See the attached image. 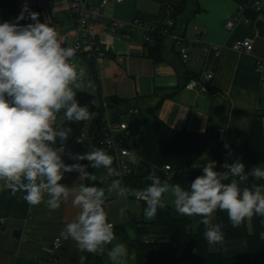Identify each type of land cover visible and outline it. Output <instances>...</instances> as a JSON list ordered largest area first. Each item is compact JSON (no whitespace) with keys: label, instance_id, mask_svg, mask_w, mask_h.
<instances>
[{"label":"crops","instance_id":"obj_1","mask_svg":"<svg viewBox=\"0 0 264 264\" xmlns=\"http://www.w3.org/2000/svg\"><path fill=\"white\" fill-rule=\"evenodd\" d=\"M25 3L30 10L40 11L42 23L53 27L58 37L64 39L66 46L71 47L76 22L70 9V0H0V23L14 22ZM181 3L182 0H125L121 4H107L103 13L106 19L131 22L138 17L159 24L165 18L164 10L167 6L179 7ZM196 5L199 9L197 13L193 14V6H189L187 10L185 31L180 28L177 21L180 33L193 42L191 61L195 64L194 67L183 63L180 49L168 39L164 40L165 51L162 59L155 61L149 58L142 32L137 30L131 31L129 38L100 35V44L107 51L101 63L87 59L81 54L77 55L73 62L77 70L84 67L90 74L92 81L88 87L93 89L91 99L93 93L100 105L94 109L96 117L89 130L91 152L92 136L97 131L96 121L104 100L101 101L100 98L114 97L120 101L137 104L121 115L132 132L131 141L134 148H131V151L135 162L131 159V164L135 174L141 177H155L159 179L160 186L167 184L168 190L162 194V203L172 207L175 217L189 218L193 230L197 228L202 217L183 216L176 211L173 205V186L169 183L172 172L165 170V167L170 165V159L165 154L156 132L145 125L143 119L140 120L136 116H142L147 106H154L162 96L169 95L162 101L158 117L177 132L189 131L207 136L205 151L196 164V170L185 176L190 186L195 178L203 175V167L208 162H214L213 170L241 163L253 120L260 114L258 107L261 90L256 62L258 59H264V0H258L260 11L253 8L251 13H245V20L236 23L233 30H228L226 23L234 17L238 2L196 0ZM13 7L16 9L14 15L11 11ZM20 23L26 24L22 20ZM197 29L200 30V35L197 34ZM246 40L254 45L251 53L237 52L233 49L234 43ZM210 45L221 46V55L216 56L213 49H208ZM187 71L200 75L197 80L201 81V88L185 89L184 76L188 74ZM206 73L214 75L211 81L205 80ZM83 89L74 90V100L79 91L85 94ZM77 104L80 107L83 105L80 101ZM62 109L55 113L52 129L57 133L65 132L66 138L57 135L54 143H46L64 145V149L58 154L61 162L66 166L80 165L82 170L61 169L62 179L58 183L69 189V195L67 200L61 198L60 207L55 211L47 205V201L51 199L48 192L41 193L43 198L41 203L33 206L23 199L25 193L17 192L13 195L10 186L5 187L11 182L0 180V264H85L86 257L90 254L80 249L70 236L66 240L61 235V232L67 235V225L78 222L82 212V207L73 203L79 188L90 187L86 176L87 159L77 158L90 153L87 147L80 146L84 145L85 136L82 142L77 141L82 133L75 138L69 136L75 125L84 124L85 121L68 120L65 116L66 108L63 109V113ZM262 121L264 128V117ZM226 144L228 147H225ZM257 168L264 171V164L253 168L245 179L258 185L264 195V180L252 175L253 170ZM21 182L27 183L23 177ZM39 182L38 179L37 183ZM114 182H103L97 187L104 191L101 199L107 222L114 227L128 225L132 215L147 222L152 221L144 216L146 208L143 207V203L146 199L142 201L120 199L118 186H114ZM143 191L145 190H138ZM131 209L136 211L133 212ZM209 220L207 228L217 224L214 212L209 216ZM248 225L251 231V218ZM127 232L130 239L135 237L130 226ZM57 238L61 239L62 248L56 251L53 242ZM118 239L122 240L120 237H114L108 244L109 264L113 260L109 253L112 251L114 241L117 242ZM210 246L213 251L222 252L226 257L248 254L245 239ZM132 251L134 264L135 251L129 247L130 255ZM100 255L103 264V244L100 245Z\"/></svg>","mask_w":264,"mask_h":264},{"label":"clouds","instance_id":"obj_2","mask_svg":"<svg viewBox=\"0 0 264 264\" xmlns=\"http://www.w3.org/2000/svg\"><path fill=\"white\" fill-rule=\"evenodd\" d=\"M38 17L39 13L31 11L25 3L14 22L0 23V180L11 182L5 187L10 186L13 195L25 193L23 199L33 206L41 203V191L46 190L51 196L47 205L55 211L60 207L61 198L67 200L69 195V189L58 183L62 179L61 169L82 170L80 165H64L57 152L46 143H54L57 135L66 138L65 132L57 133L52 129L55 113L66 108L68 120L87 121L90 112L87 107L78 106L70 87L78 76L85 74L84 67L77 70L68 62L76 49L62 47L55 29L39 22ZM21 20L35 23L21 24ZM75 86L81 87L78 83ZM77 158L92 161L96 168L112 164V157L101 149ZM132 159L135 162V157ZM214 166V162H208L203 167V175L190 183V190L185 191L179 185L172 187L176 211L183 216L202 217L200 223L209 225V216L217 208L227 210L233 228L240 227L254 213L264 216L261 188L256 187L254 191L245 188L241 193L235 181L223 184L221 181L227 174L213 171ZM243 171L241 163L230 169L234 176ZM252 175L260 178L264 171L257 168ZM21 177L27 183H22ZM152 178V186L137 193L147 201L148 207L144 211L147 220H153L158 207H164L161 197L168 190L167 184L160 186L159 179ZM118 183L114 182V186ZM123 191L121 189V193ZM103 196L102 189L81 186L73 201L82 207L78 222L67 225V235L61 232L66 240L70 236L80 249L92 254H96L99 245L114 239L113 225L107 222L102 207ZM221 228L222 225L216 224L204 231L209 245L223 243ZM260 238L264 239V232ZM122 251H126L125 245L119 244L109 255L115 259Z\"/></svg>","mask_w":264,"mask_h":264},{"label":"trees","instance_id":"obj_3","mask_svg":"<svg viewBox=\"0 0 264 264\" xmlns=\"http://www.w3.org/2000/svg\"><path fill=\"white\" fill-rule=\"evenodd\" d=\"M238 4L247 6L245 13L253 11L252 4L258 0H235ZM189 6H193V14L198 12L196 0H182L179 7H174L172 18L178 21L183 15L187 16ZM13 15L16 9H11ZM22 10H20L21 12ZM39 13V22L42 23V15L38 10H31ZM19 12V14H20ZM165 18L159 23V28L164 26ZM24 23H35L30 20H22ZM164 38H157L154 45H146L148 57L158 61L162 59L165 44ZM184 76V82L199 79L200 75L189 72ZM169 95L162 96L156 105L147 106L143 113L145 125L152 128L164 148L165 154L170 159L171 176L169 183L179 185L183 190H190L185 176L196 170L198 160L203 156L207 142V136L201 133L189 131L177 132L165 124L158 117V110L162 101ZM106 99L109 107L115 117H120L125 110L134 108L137 104L120 101L114 97H101L100 100ZM264 114H258L253 120L249 138L244 145L243 157L241 164L244 165V171L239 176L231 174L228 167L214 169L218 174H227V178L221 182L230 184L236 182L241 193L245 188L254 191L258 185L245 179V176L257 166L264 164ZM130 148L134 146L130 145ZM87 180L90 187H100L104 181V175L107 167L101 165L93 167V162L87 160ZM195 165V166H194ZM91 177H95L92 179ZM153 179L141 177L133 174L126 178L127 187L135 190H146L152 186ZM147 208V201L143 203ZM217 224L222 225L221 230L224 232L223 242H229L239 239H245L248 245V254L237 257H226L222 252L213 251L211 246L204 238V231L207 225L198 222L195 230L192 228V221L187 217H175L171 206L164 204L163 208L157 210L156 217L147 222L131 216L128 225H119L113 228L114 237H120L135 251L134 264H264V239L260 234L264 232V216L255 214L251 218L252 230H249L248 218L238 228H233L228 220L227 210L214 211ZM128 226L133 229L135 237L130 239L128 236ZM148 237L150 240L146 243L143 239ZM100 245L96 254L90 253L85 260V264H101Z\"/></svg>","mask_w":264,"mask_h":264},{"label":"built area","instance_id":"obj_4","mask_svg":"<svg viewBox=\"0 0 264 264\" xmlns=\"http://www.w3.org/2000/svg\"><path fill=\"white\" fill-rule=\"evenodd\" d=\"M125 0H70V9L74 15L76 26L72 32L71 47L76 49V54L69 58L68 62L73 64L77 55H84L87 59H93L97 63H101L107 51L101 46L100 35H114L123 38H129L131 31L137 30L142 32L143 42L145 45H154L157 38H164L173 41V43L180 49L181 59L184 64H189L194 67L195 64L191 61L192 41L184 37L179 29H177V22L172 18L174 7L167 6L164 10L165 20L164 26L159 28L158 23H152L141 18H134L131 22H123L116 19H106L103 13L104 7L109 3L121 4ZM252 7L260 11L258 1L252 4ZM246 5L239 4L234 17L226 23L228 30H233L236 23L245 20ZM248 22V20H246ZM200 30L197 29V34L200 35ZM61 46L68 48L64 39L58 37ZM208 49H213L216 56L221 55V46L210 45ZM233 49L237 52L251 53L254 45L251 41H237L233 45ZM256 72L260 77V102L258 112L264 114V59H258L256 62ZM214 75L211 73L204 74L207 81H211ZM201 88V81L197 79L190 80L185 84V89L195 90ZM54 124H52L53 128ZM97 131L92 136L93 151L96 149L103 150L107 155L112 157V164L107 167V172L104 175L105 182H119L118 183V197L124 201L135 199L137 201L144 200V197L138 196L139 193L135 189L126 186L125 180L129 176L135 174V169L131 164L132 151L129 147L132 145V132L130 127L122 120V116L115 117L111 111L108 101L106 99L101 103V113L96 121ZM90 135V134H89ZM84 135L77 139L82 142ZM91 137V135H90ZM91 139V138H90ZM53 150L60 154L64 149V145L48 144ZM111 168V173L109 172ZM231 169V166L228 167ZM167 172L171 171L170 165L165 167ZM264 180V176L260 177ZM123 189V193H121ZM46 194V190L41 191ZM113 225V224H112ZM114 227V225H113ZM146 243L149 242L148 237L143 239ZM54 250L62 248L61 239L57 238L53 242ZM56 262V261H54ZM46 264V263H40Z\"/></svg>","mask_w":264,"mask_h":264},{"label":"rangeland","instance_id":"obj_5","mask_svg":"<svg viewBox=\"0 0 264 264\" xmlns=\"http://www.w3.org/2000/svg\"><path fill=\"white\" fill-rule=\"evenodd\" d=\"M128 1H130V0H128ZM91 81H92V79L90 77V74L85 71V74L83 76H78L77 81H75L74 84H72V86L74 87L73 91L75 89H77L75 86L77 83L80 84L82 87V88L80 87L79 90L83 89L85 87L83 89V90H85L84 91L85 94H82L79 91L75 101L77 103H79V101L81 103H83L82 107H84V104L86 103L85 107H87L89 112H90V118L87 121H85L84 124L75 125V128H73L69 133V136H73V138H75L77 135H80L82 133L85 136V139H84V145H80V146L82 148L87 147L90 152H91V143L89 142V130L91 128V123L93 122V120L96 117L94 109H96L98 106H100L98 104L99 102L97 100V97L93 93H92V99H91V92H92L91 90H93V89L92 88L90 89L88 87V85H89V83H91ZM63 109H62V113L64 112ZM60 116L63 117V114H61ZM136 117L139 118L140 120L143 119L142 116H136ZM80 129L82 130V132ZM131 211L135 212L136 210L131 209ZM248 220L250 221V219H248ZM108 244L109 243L103 244V262H104L103 264H109V262H108ZM119 244L125 245L126 251L118 252L115 256V259L112 260L111 264H133V258H134L133 251H132V254L130 255L129 254V247L130 246L124 240L118 239L117 242L114 241V245H113L111 252H113L115 250L116 246Z\"/></svg>","mask_w":264,"mask_h":264},{"label":"water","instance_id":"obj_6","mask_svg":"<svg viewBox=\"0 0 264 264\" xmlns=\"http://www.w3.org/2000/svg\"><path fill=\"white\" fill-rule=\"evenodd\" d=\"M185 15H183L182 17H180L179 19H178V22H179V26H180V28H182V30L183 31H185L186 30V24H187V20H188V18H187V20H185Z\"/></svg>","mask_w":264,"mask_h":264}]
</instances>
